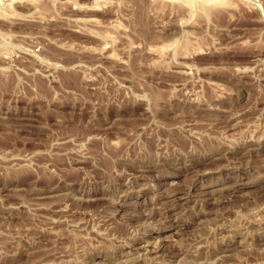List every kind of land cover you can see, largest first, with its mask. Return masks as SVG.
Segmentation results:
<instances>
[{
  "label": "rangeland",
  "instance_id": "obj_1",
  "mask_svg": "<svg viewBox=\"0 0 264 264\" xmlns=\"http://www.w3.org/2000/svg\"><path fill=\"white\" fill-rule=\"evenodd\" d=\"M0 264H264V0H0Z\"/></svg>",
  "mask_w": 264,
  "mask_h": 264
},
{
  "label": "bare ground",
  "instance_id": "obj_2",
  "mask_svg": "<svg viewBox=\"0 0 264 264\" xmlns=\"http://www.w3.org/2000/svg\"><path fill=\"white\" fill-rule=\"evenodd\" d=\"M199 7V6H198ZM200 8H201V5H200ZM199 9V8H198ZM207 9V8H206ZM202 10V9H201ZM143 248H146V247H143ZM156 251H157V248L154 250V252H152V253H156Z\"/></svg>",
  "mask_w": 264,
  "mask_h": 264
}]
</instances>
